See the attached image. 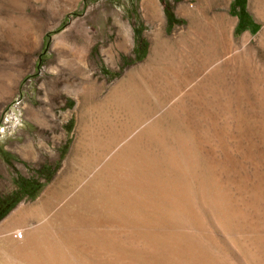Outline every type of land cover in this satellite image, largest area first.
Segmentation results:
<instances>
[{"label":"rangeland","instance_id":"374dc122","mask_svg":"<svg viewBox=\"0 0 264 264\" xmlns=\"http://www.w3.org/2000/svg\"><path fill=\"white\" fill-rule=\"evenodd\" d=\"M147 1L0 0L2 264L14 262L21 250L27 253L24 242L52 228L48 220L54 210L36 207L55 179L71 166L74 153L92 133L111 123L119 125L122 114L117 108L119 97L112 93L114 87L148 62L160 31L175 42L178 57L177 41L192 29L190 20L206 1L211 2L208 16L215 22L218 38L217 24L231 20L230 36L241 40L247 35L248 39L211 66L223 82L200 115L197 132L203 138L197 140L196 156L202 173L198 182H192L196 190L193 210L180 227L168 222L119 224L126 250L113 248L102 260L105 264H171V260L186 264L192 259L206 264L209 258L220 256L247 264L233 238L241 231L254 240L258 236L253 227L233 215L240 204L252 217L264 220V43L260 38L264 21L257 18L252 0H151L160 21L146 9ZM186 4L196 16L181 11ZM202 180L218 196L230 193L235 205L220 206L224 212L220 214L216 203L204 198ZM220 217L230 222L229 228ZM148 229L194 234L203 244L202 251L190 252L182 245L174 248L160 238H150ZM18 231H23L22 239L15 237ZM248 242L252 251L259 246L256 241ZM263 251L260 247L257 264L261 259L264 263Z\"/></svg>","mask_w":264,"mask_h":264},{"label":"bare ground","instance_id":"6f19581e","mask_svg":"<svg viewBox=\"0 0 264 264\" xmlns=\"http://www.w3.org/2000/svg\"><path fill=\"white\" fill-rule=\"evenodd\" d=\"M147 2L146 9L152 13L153 19L160 21L158 8L153 1ZM210 6V1L200 5L197 16L187 4L181 7L182 12L196 18L192 16V29L177 41L180 46L178 57L173 50L175 42L160 31L148 62L114 87L112 93L120 100L117 107L122 114L120 126L111 123L106 129L92 133L91 139L74 153L71 166L55 179V184L45 191L36 207L41 211L54 210L48 220L52 228L41 236L26 240L27 253L21 250L10 264H105L102 259L107 251L120 246L126 250L119 237V224L140 221L143 224L168 222L177 227L183 225L189 216L188 211L194 207L192 182H198L200 178L197 177L202 173L196 152L197 140L203 138L198 137L197 132L200 115L206 112L210 105L208 99L215 97L223 82L220 72L211 66L248 39L247 35L241 40L230 36L231 20L216 23L220 33L218 38L215 22L210 20L212 16H208ZM252 9L257 18L264 21V0H252ZM260 38L264 43V29ZM243 62L247 66V62ZM202 181L204 198L216 203L218 209L234 204L230 193L226 191L218 196ZM237 206L238 213L233 217L253 227L258 239H251L247 231H241L233 242L244 253L245 263L257 264L255 259L260 257V247L264 250V220L258 215L252 217L240 204ZM218 212L224 213L220 209ZM221 221L226 229L229 228L230 222L226 218ZM147 234L174 248L182 245L190 252L202 251L203 244L191 233L176 229L162 234L148 229ZM249 240L252 244L258 242L259 246L253 251ZM192 261L185 263L198 264ZM233 261L228 257L213 256L206 264H235ZM260 263L264 264L262 259Z\"/></svg>","mask_w":264,"mask_h":264},{"label":"built area","instance_id":"2783aa9c","mask_svg":"<svg viewBox=\"0 0 264 264\" xmlns=\"http://www.w3.org/2000/svg\"><path fill=\"white\" fill-rule=\"evenodd\" d=\"M15 237L18 239H22L24 237L23 231H18L15 233Z\"/></svg>","mask_w":264,"mask_h":264}]
</instances>
